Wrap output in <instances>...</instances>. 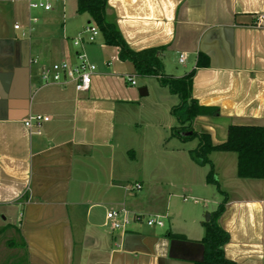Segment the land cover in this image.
Instances as JSON below:
<instances>
[{
  "label": "crops",
  "instance_id": "crops-1",
  "mask_svg": "<svg viewBox=\"0 0 264 264\" xmlns=\"http://www.w3.org/2000/svg\"><path fill=\"white\" fill-rule=\"evenodd\" d=\"M28 1L0 0V264L200 261L202 216L223 196L206 181L209 165L191 158L192 140L171 135L178 97L138 75L101 35L82 47L97 67L87 91L45 84L43 67L77 61L72 39L90 17L76 0H54L49 11ZM107 14L132 49L157 47L164 74L193 70L192 96L216 108L193 125L213 144L226 139L229 124L264 125V0H108ZM199 53L205 66H196ZM28 114L48 116L40 132L24 125ZM231 153L208 154L227 195L224 254L264 264V179L239 178ZM121 207L163 224L113 229L106 212Z\"/></svg>",
  "mask_w": 264,
  "mask_h": 264
},
{
  "label": "trees",
  "instance_id": "trees-1",
  "mask_svg": "<svg viewBox=\"0 0 264 264\" xmlns=\"http://www.w3.org/2000/svg\"><path fill=\"white\" fill-rule=\"evenodd\" d=\"M107 7L108 0H76V11L89 15L90 23L97 25L104 44L116 46L119 58L130 61L138 75L154 76L160 86L166 87L178 97V102L170 107V114L176 119V125L171 127V135L182 141L197 139L196 146L189 151L190 156L200 165H209L206 181L214 184L223 196L217 207L209 213V218L203 222L204 235L200 240L203 256L194 264H237L224 254L229 234L221 227L219 219L225 210L227 195L213 178V166L208 154L211 151L235 152L236 174L239 178L264 179V125L229 124L226 139L213 144L208 133L197 131L193 125L197 116L216 113V108L201 105L192 96L193 70L181 77L164 74L162 62L156 56L157 47L132 49L116 22L108 17ZM206 64L199 53L196 66Z\"/></svg>",
  "mask_w": 264,
  "mask_h": 264
},
{
  "label": "built area",
  "instance_id": "built-area-1",
  "mask_svg": "<svg viewBox=\"0 0 264 264\" xmlns=\"http://www.w3.org/2000/svg\"><path fill=\"white\" fill-rule=\"evenodd\" d=\"M54 0H29L28 7L32 10L39 9L42 11H49L52 9V2ZM264 19V15L257 16V22H261ZM38 18L36 16H30L29 22L36 23ZM15 29H19L18 23L14 24ZM100 35L99 29L96 24L88 23L82 32L73 37L72 43L77 48L76 57L77 61L72 63L70 61H59L50 64L47 67H43L41 70V79L45 84L49 83H72L74 89L78 92L87 91L90 88L93 74L96 72V64L91 62L87 54L83 51L82 47L85 43H91L95 38ZM184 59V55L180 54L179 61ZM126 79L135 84V80L132 76H126ZM48 116L41 114H28L23 118L24 125L29 130L40 132L41 124L47 121ZM136 188H140V185L136 184ZM106 218L111 228L125 230L131 222H141L148 226H162L163 221L159 215H146L141 213H130L124 207L119 209H108L106 212Z\"/></svg>",
  "mask_w": 264,
  "mask_h": 264
},
{
  "label": "rangeland",
  "instance_id": "rangeland-1",
  "mask_svg": "<svg viewBox=\"0 0 264 264\" xmlns=\"http://www.w3.org/2000/svg\"><path fill=\"white\" fill-rule=\"evenodd\" d=\"M35 10H39V9H35ZM135 80H136V82H138V83H141V81H142V78H140V77H136L135 78ZM149 81H151V82H153L154 84H157L156 83V81L154 80V79H149ZM192 140V142H190ZM191 140H188V142H190V143H188V147H190V148H194L195 146H196V142H197V139H191ZM232 154V156L234 157V162L236 163V153H231ZM220 161H219V159H218V163H219ZM228 165L230 166L231 165V160L229 161V163H228ZM225 166V165H224ZM204 169H206V168H208V165H205L204 167H203ZM185 196H187L186 197V201H185V204L186 205H188V206H192V205H194L195 203H194V201L195 200H193L192 198H190V196H189V194L188 193H186L185 194ZM179 200V201H178ZM178 200H176V202H178V203H182V198L181 199H178ZM208 212H205V214L202 216V218L203 219H206V214H207Z\"/></svg>",
  "mask_w": 264,
  "mask_h": 264
},
{
  "label": "water",
  "instance_id": "water-1",
  "mask_svg": "<svg viewBox=\"0 0 264 264\" xmlns=\"http://www.w3.org/2000/svg\"><path fill=\"white\" fill-rule=\"evenodd\" d=\"M139 93L140 94H144L146 93V89L145 88H139ZM209 218V214L206 215V220ZM202 259V258H201Z\"/></svg>",
  "mask_w": 264,
  "mask_h": 264
}]
</instances>
